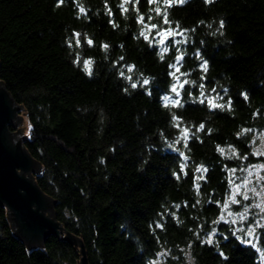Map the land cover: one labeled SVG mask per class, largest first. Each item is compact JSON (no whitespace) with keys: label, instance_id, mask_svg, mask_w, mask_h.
I'll return each instance as SVG.
<instances>
[{"label":"trees","instance_id":"1","mask_svg":"<svg viewBox=\"0 0 264 264\" xmlns=\"http://www.w3.org/2000/svg\"><path fill=\"white\" fill-rule=\"evenodd\" d=\"M178 81L176 105L163 97ZM0 82L23 107L37 184L89 264H264L220 220L229 172L256 161L264 129V0H0ZM80 261L61 237L29 250L0 203V264Z\"/></svg>","mask_w":264,"mask_h":264},{"label":"water","instance_id":"2","mask_svg":"<svg viewBox=\"0 0 264 264\" xmlns=\"http://www.w3.org/2000/svg\"><path fill=\"white\" fill-rule=\"evenodd\" d=\"M22 113L23 107L0 82V203L8 211L14 233L29 250L43 248L50 236L61 237L80 248V264H89L84 244L57 221L55 201L37 184L42 165L24 146Z\"/></svg>","mask_w":264,"mask_h":264},{"label":"rangeland","instance_id":"3","mask_svg":"<svg viewBox=\"0 0 264 264\" xmlns=\"http://www.w3.org/2000/svg\"><path fill=\"white\" fill-rule=\"evenodd\" d=\"M159 37L160 38L157 41H159L162 46L168 48L169 45H168L167 40L169 37V33L165 32V31L161 32L159 34ZM173 44L177 46L179 44V42L173 41ZM181 60L182 59H180L179 62H181ZM179 62L174 67V69H175L174 74H175V77H177V78H180V76H181L179 71H177ZM178 80H180V79H178ZM183 85H184L183 82L178 81V83L176 85V92H173V95L169 96V98H172L173 96H175L176 101L177 100L179 101L180 97L182 95V89L184 87ZM177 93H179V95H177ZM22 129L24 131V136H26V134L28 133V124L26 121H24V123L22 124ZM250 146H251V152H252L251 153L252 161L253 160H256V161L245 166L244 168H242V169H248V171H242V169H235L236 171H235L234 175L231 171L229 172V181H230L231 187H230V194H229L226 201H228V199H229V197L233 191L232 181H234V183L236 185L242 186L245 178L251 180V183L248 184L247 187L248 188H255L256 192L260 193V195H253V193L249 192L248 193V195L250 197L249 200L245 201V200H243L242 196H237L236 199L240 200L239 204H235V205L229 204L227 209H225L223 207L221 215L225 216V218L227 220L236 219V223L233 224L235 226L236 230L240 229V228H244L245 230H247L249 227H255L257 221L264 224V213L260 212L259 208H255L253 206V205L258 204V203L264 204V180H262V181L257 180V176L264 177V168H253L252 167L253 165L264 164V156H259V155L254 154L258 150L264 151V129L261 131H255L253 133V139L251 141ZM249 172L252 173L251 176H249ZM240 191L243 192V191H246V189L242 186L240 188ZM237 205L241 206V208L236 209ZM245 205L249 206V211L247 214V219L242 221L238 218L237 214L243 213ZM229 211L233 213L232 216H228ZM222 222H224V221H222ZM236 233H241V232H236ZM241 234H242V237H241L242 240H251L252 241L251 244H249V243H244V244L251 245L252 247L254 244L255 247H253V248L256 249V251L258 252L260 259L262 261H264V228L256 227L255 233L251 237L245 236L244 233H241Z\"/></svg>","mask_w":264,"mask_h":264},{"label":"snow or ice","instance_id":"4","mask_svg":"<svg viewBox=\"0 0 264 264\" xmlns=\"http://www.w3.org/2000/svg\"><path fill=\"white\" fill-rule=\"evenodd\" d=\"M62 2H63V0H61V3H62ZM125 2H128V0H125ZM173 2H174V0H165V3L169 4V6H170ZM179 2H180V3H184V2H186V0H179ZM209 2H212V0H209ZM155 11L157 12V14H159V13H160V9H159V7H157V8L155 9ZM141 21L143 22V18H141ZM164 22H165V23H168V21H167L166 18H165ZM152 27L155 28L156 25H152ZM220 27H221V28L224 27V22H223V21H221V23H220ZM76 35L79 36V34H76ZM141 35H143V33H141ZM77 44H79V40H77ZM88 44L91 45V44H92V41H91V40H88ZM104 47L107 48L108 45H104ZM162 58H163V57H162ZM180 59H182V57H177V60H180ZM84 63H85V68H86V70L88 71L89 75H91V68H90L91 61H85ZM202 66H203V68H204L205 71H206V69H207V62L205 61V62L203 63ZM128 70L131 71L132 69L129 68ZM177 71H179V69H177ZM121 75H123V73H121ZM172 75H175V74L172 73ZM129 79H131V77H129ZM148 83H149V81H148L147 79H145V80L143 81V84H145V85H147ZM185 83H187V81H185ZM181 86H182V85H181ZM132 87L135 88V87H137V85H136V84H132ZM172 91H173V92H176V86H175V85H173V87H172ZM177 95H179V93H177ZM244 95H245V99H247V95H246V94H244ZM163 99H164L165 101H168V100H169V97H168V96H165V97H163ZM173 103L176 104V105H179L180 102L177 100V101H174ZM201 103H203V101H201ZM229 103H230V102H229ZM165 106H167V104H165ZM215 107H224V106H223V105H215ZM173 119L175 120V119H177V118H176L175 116H173ZM203 127H204V125L201 124V125H200V129H203ZM251 131H252L251 129H243L242 132L239 133L238 135H243L244 133H248V132H251ZM186 134H187V130H185V137H186ZM177 143H179V141H177ZM185 146H186V145H185ZM218 151H220L222 154L224 153V149H223V148H220L219 146H218ZM230 153H231L232 156H235V155H236V151H235V149H230ZM254 154H255V155H259V156H264V151H259V150H258V151H256ZM181 155H183V153H181ZM184 159L187 160V157H184ZM245 159H246V157H245ZM252 167H253V168H264V164H262V165H253ZM183 168H184V165L182 164V165H181V169L183 170ZM197 171H200V169H197ZM204 171H207V169H204ZM230 171H231V172L233 173V175H234L236 170H235V169H232V170H230ZM242 171H248V169H242ZM251 175H252V173L249 172V176H251ZM257 180H258V181H262V180H264V177L257 176ZM250 183H251V180L245 178L242 186L246 189V191L241 192V191H240V188H241L242 186H241V185H236V184L234 183V181H232V184H233V191H232V193H231V195H230L228 201H226V202L224 203L223 207H224L225 209H227L228 206H229V204H234V205H235V204H239V203H240V200H237V199H236L237 196H242L243 200H245V201L249 200V199H250V197H249V195H248L249 192L253 193V195H260V193H257V192H256V189H255V188H248V187H247L248 184H250ZM253 206H254L255 208H259V209H260V212L264 213V204H259V203H258V204H255V205H253ZM177 207H179V206H177ZM248 211H249V206H248V205H245V206H244V211H243V213H239V214H237L238 218H239L240 220H242V221H243V220H246V219H247ZM232 215H233V213L229 211V212H228V216H232ZM220 220L224 221L225 223H229V224H235V223H236V219L227 220V219L225 218V216H223V215H221ZM219 222H220V221H215V223H219ZM157 227H162V225H157ZM256 227L264 228V224H262V223H260L259 221H257L255 227H249L247 230H245L244 228H240V229H237L236 231H239V232H241V233H244L245 236L251 237V236L254 235ZM212 235H215V231H213V233H212L211 235H209L208 240L206 241L208 244H211V243L213 242V241H212ZM232 235L235 236V235H236V232H235V231L232 232ZM237 238H238V239H241V237H237ZM242 242H244V243H249V244L252 243L251 240H242ZM253 247H255L254 244H253ZM160 255H164V253H161ZM221 255H223V253H221ZM225 258H226V257H225ZM153 264H155V262H153Z\"/></svg>","mask_w":264,"mask_h":264}]
</instances>
